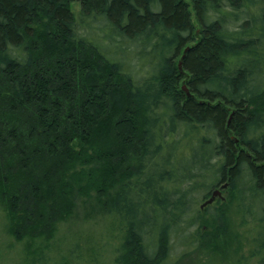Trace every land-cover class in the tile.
<instances>
[{
  "label": "trees",
  "instance_id": "1",
  "mask_svg": "<svg viewBox=\"0 0 264 264\" xmlns=\"http://www.w3.org/2000/svg\"><path fill=\"white\" fill-rule=\"evenodd\" d=\"M77 1L0 0L8 234L48 264L62 223L111 215L110 264H179L232 244L200 205L226 181L264 264V0Z\"/></svg>",
  "mask_w": 264,
  "mask_h": 264
},
{
  "label": "rangeland",
  "instance_id": "2",
  "mask_svg": "<svg viewBox=\"0 0 264 264\" xmlns=\"http://www.w3.org/2000/svg\"><path fill=\"white\" fill-rule=\"evenodd\" d=\"M74 11L80 10V3H71ZM223 196V197H222ZM222 196L216 197L214 204L225 201L228 208L229 230L232 233V244L226 248L224 238H219L223 245L221 250L202 246L188 254L179 264H257L260 254L254 255L258 241L259 224H241V212L237 201L230 200L228 190L222 189ZM80 213H83L81 207ZM7 218L0 206V264H32L31 255H26L23 243L14 240L5 229ZM118 222L111 215L95 218H73L62 223L60 231L50 252L48 264H101L111 263L113 247L119 242ZM101 260V261H100ZM35 264H39L36 262Z\"/></svg>",
  "mask_w": 264,
  "mask_h": 264
},
{
  "label": "water",
  "instance_id": "3",
  "mask_svg": "<svg viewBox=\"0 0 264 264\" xmlns=\"http://www.w3.org/2000/svg\"><path fill=\"white\" fill-rule=\"evenodd\" d=\"M187 50H188V46H186V47L183 48V53H182L181 57L184 56V54H185V52H186ZM178 61H179V63H178V64H179V68H181V65H182L181 58H180ZM181 84H182V88L186 91L187 95H190V96H191V92H190V90H189L187 84H186L185 82H182ZM229 116H230V117H229V119H230V118H231V114H230ZM219 185H220V186L215 187V188L211 191L209 197H208L207 199H205V200L200 204L201 207L204 206V205H206V204H208L209 202L214 201L216 197H220V196H222V189L225 188V187L227 186V182L224 181V182L220 183ZM222 197H223V196H222Z\"/></svg>",
  "mask_w": 264,
  "mask_h": 264
}]
</instances>
